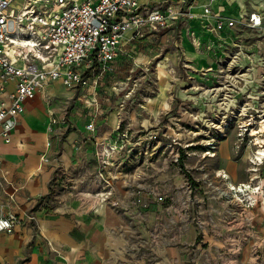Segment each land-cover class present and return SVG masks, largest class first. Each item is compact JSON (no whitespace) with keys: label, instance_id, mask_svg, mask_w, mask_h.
Returning <instances> with one entry per match:
<instances>
[{"label":"crops","instance_id":"0c3cea01","mask_svg":"<svg viewBox=\"0 0 264 264\" xmlns=\"http://www.w3.org/2000/svg\"><path fill=\"white\" fill-rule=\"evenodd\" d=\"M173 2L175 0H170L164 11L175 10ZM199 3L193 2L196 13L200 12ZM213 10L227 17L251 12L264 16V0H215ZM189 26L201 40V49L193 46L188 36ZM174 28L179 29L184 40L178 47L180 51L164 54L156 62L154 71L162 86L157 88V96L138 106L119 104L111 109L96 101V90L101 80H105L106 72L100 76L97 86L91 85L88 89H66L60 81L49 82L33 99L24 102L23 113L17 119L9 142L0 137V215L12 213L22 220L12 234L0 233V264L183 263L180 250L175 251V247L154 245L145 235L142 238L146 239V250L138 249L134 243V224L141 218L146 223H154L160 215L164 219L169 216L168 209L161 204L152 202L148 208H143L134 203L133 188L142 184L137 179L143 168L127 164L125 158L118 155L113 156V160L118 158L116 165L108 169L115 178L113 196L101 202L96 196L101 184L95 179L98 164L94 157L95 143L110 138L118 126L137 135L152 128L160 129L183 117L182 111L190 105L183 95L193 91L176 89L177 82H171L172 79H178L182 71L200 76L203 69L214 67L216 56L222 53L216 40L198 21L193 20L188 25L175 23L157 32L147 30L141 36L127 32L120 44V56L127 47L131 52L143 48L156 52L158 36ZM143 36L148 39L130 44ZM257 39L256 48H264V27ZM210 45L213 48L207 51ZM9 56L12 57V53ZM120 56L111 65L117 64ZM88 71L86 77H89ZM98 74H93L92 78ZM160 74L162 79H159ZM164 81L168 88L162 95ZM15 83V80H0V86H4L0 101L8 104ZM51 100L58 104L50 105ZM61 101L66 105L65 111ZM52 119L55 123H51ZM91 121L95 125L93 133L86 130ZM29 214L34 215L35 221L27 220Z\"/></svg>","mask_w":264,"mask_h":264},{"label":"rangeland","instance_id":"374dc122","mask_svg":"<svg viewBox=\"0 0 264 264\" xmlns=\"http://www.w3.org/2000/svg\"><path fill=\"white\" fill-rule=\"evenodd\" d=\"M155 1L149 7L165 9L170 5V0ZM178 2L175 0L173 4ZM235 35L241 38L242 50L255 57L251 62L242 60L237 67V70L250 71L248 91L203 94L209 81L184 71L171 81L177 82L176 89L193 93L183 95L185 102L190 103L182 111L183 117L159 129L158 141L152 144L153 148L144 149L145 155L137 164L143 168L137 179L142 183L139 185L146 187L145 191L151 189L163 196V201L154 204H161L169 211L165 219L160 215L154 223H146L141 218L134 224V243L140 250H146L147 239L154 245L179 249L182 264H264V163L257 161L260 148L255 144L256 138L264 135L261 132L264 131L261 124L264 121V48H256V32L242 31ZM143 37L130 44L148 39ZM158 38L156 52L151 53L147 48L131 52L127 47L118 63L107 69L105 80H101L96 90L99 104L111 109L119 104L138 106L157 96L162 82L156 78L155 64L164 54L176 52L184 42L178 28ZM98 72L96 67L89 70V79ZM90 87L89 83L85 89ZM166 88L165 83L162 95ZM49 103L58 104L56 100ZM60 104L65 111V103ZM169 113L175 114V111ZM252 132L257 135L251 136ZM228 183L249 185L248 195L236 196L228 190Z\"/></svg>","mask_w":264,"mask_h":264},{"label":"built area","instance_id":"2783aa9c","mask_svg":"<svg viewBox=\"0 0 264 264\" xmlns=\"http://www.w3.org/2000/svg\"><path fill=\"white\" fill-rule=\"evenodd\" d=\"M195 1L200 2L199 13L194 11ZM214 2L179 0L175 10L166 12L139 0H0V80L16 81L8 104L0 101V137L9 142L17 119L23 113L24 102L33 99L47 83L60 81L67 88H85L89 83L97 86L100 76L120 56V44L130 31L133 36H141L147 30L157 32L175 23L188 25L193 20L198 21L222 50L216 56L214 67L199 73L209 81L202 93L214 96L222 92L248 91L250 71L247 68L237 70V67L242 60L251 62L255 57L242 50L241 38L235 34L252 31L259 35L264 27V16L251 12L245 16L227 17L213 10ZM188 36L195 48L203 47L190 26ZM212 48L210 45L206 50ZM94 66L100 71L90 80L86 73ZM193 89L199 91L198 87ZM3 91L4 86H0V94ZM86 130L95 131L93 121ZM158 131L159 128H152L131 135L118 126L110 138L95 143L94 157L98 164L95 179L101 184L96 196L101 202L113 196L115 178L108 171L118 160H113V156L118 155L125 158L127 164L137 165L145 155L144 149L153 148L152 144L158 141ZM144 189L139 184L133 188L135 204L146 208L152 202L163 201V196ZM27 220L35 221L34 215H27ZM21 221L12 213L0 215V233L12 234Z\"/></svg>","mask_w":264,"mask_h":264},{"label":"bare ground","instance_id":"6f19581e","mask_svg":"<svg viewBox=\"0 0 264 264\" xmlns=\"http://www.w3.org/2000/svg\"><path fill=\"white\" fill-rule=\"evenodd\" d=\"M261 124H262V126H264V121H261ZM262 129H264V127H262ZM261 132H264V131H261ZM255 135H257L256 132L251 133V136H255ZM258 137L259 138H256L255 144L260 149L257 150L256 155H257L258 163L261 164V163H264V135H259ZM251 180H253V178ZM249 184H251V183H249ZM249 188H250L249 185H242V184L241 185H233L232 183H228V190L233 191L236 196H241V197L247 196L248 194L246 192H247V189H249ZM242 201H244V200H242ZM253 205H250V206H253Z\"/></svg>","mask_w":264,"mask_h":264}]
</instances>
